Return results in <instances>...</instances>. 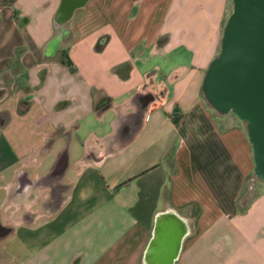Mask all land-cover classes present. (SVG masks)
I'll return each mask as SVG.
<instances>
[{"label": "crops", "instance_id": "0c3cea01", "mask_svg": "<svg viewBox=\"0 0 264 264\" xmlns=\"http://www.w3.org/2000/svg\"><path fill=\"white\" fill-rule=\"evenodd\" d=\"M231 1L88 0L57 55L62 0L0 4V264H144L161 213L175 264H264L245 125L203 95Z\"/></svg>", "mask_w": 264, "mask_h": 264}, {"label": "water", "instance_id": "95a60500", "mask_svg": "<svg viewBox=\"0 0 264 264\" xmlns=\"http://www.w3.org/2000/svg\"><path fill=\"white\" fill-rule=\"evenodd\" d=\"M5 0H0V4ZM88 0H62L55 16L56 36L48 50L57 55L75 11ZM203 95L219 115L235 114L253 149L254 174L264 184V0H232L221 49L208 67ZM158 215L144 264H175L187 234L183 220Z\"/></svg>", "mask_w": 264, "mask_h": 264}, {"label": "flooded vegetation", "instance_id": "af4514ba", "mask_svg": "<svg viewBox=\"0 0 264 264\" xmlns=\"http://www.w3.org/2000/svg\"><path fill=\"white\" fill-rule=\"evenodd\" d=\"M4 100H5V98H3V99H1V97H0V107H1V105L3 104V102H4ZM20 106H21V109H22V107H26L27 106V103L26 102H24V101H21L20 102ZM10 115V113H9V111L8 110H6V109H0V121H8L9 120V116ZM54 137H51V140L50 141H53L54 139H53Z\"/></svg>", "mask_w": 264, "mask_h": 264}, {"label": "trees", "instance_id": "16d2710c", "mask_svg": "<svg viewBox=\"0 0 264 264\" xmlns=\"http://www.w3.org/2000/svg\"><path fill=\"white\" fill-rule=\"evenodd\" d=\"M106 42H107V38H106V37L101 38V39L99 40L98 44H97V48H98L99 50H101V49L105 46ZM67 62H68V64L72 65V61L70 60V57H69V56H68V60H67Z\"/></svg>", "mask_w": 264, "mask_h": 264}, {"label": "rangeland", "instance_id": "374dc122", "mask_svg": "<svg viewBox=\"0 0 264 264\" xmlns=\"http://www.w3.org/2000/svg\"><path fill=\"white\" fill-rule=\"evenodd\" d=\"M231 4H232V1H231ZM231 7H232V5H231ZM231 10H232V8H231ZM0 146H2L3 148H7V152H6V155L8 156V158L11 156V152H10V150H8V144L4 141V139H3V137H2V135L0 136ZM255 178V177H254Z\"/></svg>", "mask_w": 264, "mask_h": 264}]
</instances>
